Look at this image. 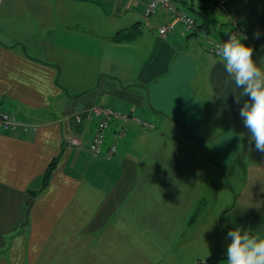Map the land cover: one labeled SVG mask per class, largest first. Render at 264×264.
Listing matches in <instances>:
<instances>
[{
    "label": "crops",
    "instance_id": "obj_1",
    "mask_svg": "<svg viewBox=\"0 0 264 264\" xmlns=\"http://www.w3.org/2000/svg\"><path fill=\"white\" fill-rule=\"evenodd\" d=\"M233 1L264 66V0ZM146 2L0 0V108L37 126L0 131V264H204L226 254L229 230L264 235V153L239 117L247 97L236 103L207 51L228 15L173 0L197 26L160 36L168 16H144ZM96 105L148 125L115 120L93 156Z\"/></svg>",
    "mask_w": 264,
    "mask_h": 264
},
{
    "label": "clouds",
    "instance_id": "obj_2",
    "mask_svg": "<svg viewBox=\"0 0 264 264\" xmlns=\"http://www.w3.org/2000/svg\"><path fill=\"white\" fill-rule=\"evenodd\" d=\"M257 32L254 38L258 39ZM247 37L241 33H231L216 46V55L224 64L225 72L235 87L240 89L235 95L239 117L255 142V149L264 153V66L258 65L253 58V48L243 41ZM230 242L226 251L227 264H264V235L253 234L241 227L229 230Z\"/></svg>",
    "mask_w": 264,
    "mask_h": 264
},
{
    "label": "built area",
    "instance_id": "obj_3",
    "mask_svg": "<svg viewBox=\"0 0 264 264\" xmlns=\"http://www.w3.org/2000/svg\"><path fill=\"white\" fill-rule=\"evenodd\" d=\"M226 15H228V30L221 35L218 39L211 41L207 45V51L213 56L216 55V46L221 44L228 38L231 33H241L243 36L249 39V28L246 22L241 20L238 16L237 6L230 0H210ZM163 11L168 19L161 22L156 31L160 36H166L174 31L177 25H180L182 29L191 33L197 26L196 16L186 8H179L173 0H147L143 7L144 16H151L157 14L159 11ZM244 40V41H245ZM92 115L97 118L96 127L92 138L88 144V150L91 155L98 156L103 153V146L106 141V134L110 129L112 123L115 120H135L142 125H148L144 120L140 119L132 112H124L121 109L111 105H96L92 107ZM76 120L80 121V117L76 115ZM37 126L22 121L12 112L0 108V131L5 132H28L35 131ZM125 135V129H120L116 133V138L119 139ZM69 142L72 144L79 143L76 138H69ZM117 152V143L114 142L107 146L106 155L107 158H112ZM207 264V263H205Z\"/></svg>",
    "mask_w": 264,
    "mask_h": 264
},
{
    "label": "trees",
    "instance_id": "obj_4",
    "mask_svg": "<svg viewBox=\"0 0 264 264\" xmlns=\"http://www.w3.org/2000/svg\"><path fill=\"white\" fill-rule=\"evenodd\" d=\"M203 1H204V0H203ZM205 1H207L205 5H207V3L209 4V2H210V3H212V5H214V7H216V5H215L214 2H211L210 0H205ZM230 1L233 2V4L236 5V2H235V1H233V0H230ZM206 8H207V9H205V10H198V13H200V14L202 15L203 18H204V16L207 15V13H208V9H209V6H208V7L206 6ZM51 167H52V163L49 165V167H48V169H47V172H46V174H45V176H44V182H43V185L46 184L47 181H48L49 171H50V168H51ZM204 262H205V261H204ZM208 262H209V261H208ZM210 262H212V261H210ZM206 263H207V262H206ZM204 264H205V263H204Z\"/></svg>",
    "mask_w": 264,
    "mask_h": 264
},
{
    "label": "rangeland",
    "instance_id": "obj_5",
    "mask_svg": "<svg viewBox=\"0 0 264 264\" xmlns=\"http://www.w3.org/2000/svg\"><path fill=\"white\" fill-rule=\"evenodd\" d=\"M10 133H14V132H10ZM208 231H202L201 233H203V234H206ZM209 238V237H208ZM214 239H215V234H214V237H213ZM214 242H217L216 240L214 241ZM209 243V242H208ZM204 259H206V258H204ZM203 259V260H204ZM199 262H195V264H198ZM207 264H227V262H226V254L225 255H222V256H219V257H217V261H215V262H207Z\"/></svg>",
    "mask_w": 264,
    "mask_h": 264
},
{
    "label": "water",
    "instance_id": "obj_6",
    "mask_svg": "<svg viewBox=\"0 0 264 264\" xmlns=\"http://www.w3.org/2000/svg\"><path fill=\"white\" fill-rule=\"evenodd\" d=\"M32 201H33V198H32L31 196H28V197L26 198V201H25L26 206H27V207H26V213H28V210H29V208H30V206H31ZM208 261L215 262V261H217V257H207L204 263H206V262H208Z\"/></svg>",
    "mask_w": 264,
    "mask_h": 264
}]
</instances>
